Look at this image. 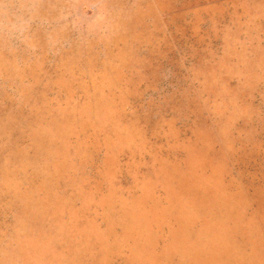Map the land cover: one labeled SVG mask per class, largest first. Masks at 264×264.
Masks as SVG:
<instances>
[{
	"label": "rangeland",
	"instance_id": "obj_1",
	"mask_svg": "<svg viewBox=\"0 0 264 264\" xmlns=\"http://www.w3.org/2000/svg\"><path fill=\"white\" fill-rule=\"evenodd\" d=\"M0 264H264V0H0Z\"/></svg>",
	"mask_w": 264,
	"mask_h": 264
}]
</instances>
